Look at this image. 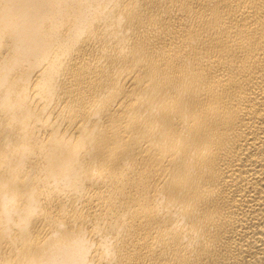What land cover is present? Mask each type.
I'll use <instances>...</instances> for the list:
<instances>
[{
  "label": "bare ground",
  "instance_id": "1",
  "mask_svg": "<svg viewBox=\"0 0 264 264\" xmlns=\"http://www.w3.org/2000/svg\"><path fill=\"white\" fill-rule=\"evenodd\" d=\"M0 264H264V0H0Z\"/></svg>",
  "mask_w": 264,
  "mask_h": 264
}]
</instances>
